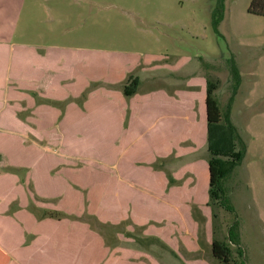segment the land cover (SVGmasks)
I'll list each match as a JSON object with an SVG mask.
<instances>
[{
    "label": "rangeland",
    "instance_id": "rangeland-1",
    "mask_svg": "<svg viewBox=\"0 0 264 264\" xmlns=\"http://www.w3.org/2000/svg\"><path fill=\"white\" fill-rule=\"evenodd\" d=\"M216 1L0 0V41L17 49L19 67L16 71L21 75H28L25 71L28 63L38 64V59L30 58L34 52L55 53L51 50L70 49L71 53L60 54L90 62L96 77L103 74V62L108 65L111 62L123 65L140 62L131 74L139 77L141 92L161 86L184 87L192 76L218 78L221 85L215 96L223 107L230 97L228 61L235 58L242 84L232 111L233 125L246 146V154L229 174L226 184L237 218L222 204L210 203L208 189L200 190L197 179H189L188 173L185 181H194L189 187L194 189L188 190L197 195L184 197L181 181L176 186L179 187L177 200L171 204L176 219L164 215L165 212L161 215L164 207L170 204L169 191L178 184L173 174L178 177L185 174L179 173L182 168L176 173L172 171L178 167L177 162L161 161L160 166L166 165L167 177L172 176L175 183L164 190L165 196L151 197L153 202L144 195L122 192L111 196L109 190H105L106 174L119 173L120 162L122 167L126 162L123 158L126 150H121L118 132L109 131L110 126L106 129L105 114H111L114 109L103 99L90 102V106H96L92 111L86 104L94 91L121 90L129 76L114 87L100 80L94 81L99 86L92 84L93 91L89 95L87 92L76 93V96L64 93L62 100L57 101L58 108L53 106L54 99H46L57 96L49 91H43L42 95L40 91L35 92L31 105L27 98L19 99L16 118L24 121L31 116L32 124L36 119H45L47 124L42 128L47 130L39 132V127L32 125L36 131L20 128L15 133L17 141L40 148H32L31 152L28 149L21 154L18 148L15 150L11 144L0 142L10 154L14 149L13 155L25 158L26 164L30 162L33 168L32 183L25 177L23 169L5 168L25 181L31 197L25 208L17 199L9 213H18L24 208L22 215L42 220L46 211L59 210L66 220L88 225L110 249L119 247L145 253L162 264H185L179 254L184 258L199 256L209 264H215L211 253L213 239L228 241V229L238 220L244 258L242 260L237 248L231 246L236 261L239 264H264V16L249 12L253 0H228L225 19L220 26L222 36H219L212 27ZM3 62L0 59L1 80L6 77L2 74ZM39 88L43 90L47 86L39 84ZM105 105L110 107V112L105 111ZM81 115L88 120L66 127L71 117ZM61 124L65 126L61 127ZM199 142L186 146V151L209 160L212 154L208 143L204 146ZM238 152L239 148H235L232 155L226 145L223 153L215 155L224 173L233 166ZM206 175H209L208 169ZM139 176L144 175L139 173ZM127 200L132 203L126 207ZM152 205L160 211L155 212L149 207ZM144 220L147 225L137 224ZM169 223L176 224V228L169 229L173 234L174 251L149 234L152 226L167 227ZM178 223L183 224L182 231ZM33 237L28 236L31 240ZM75 237V241H79L78 234ZM52 244L57 247V242ZM196 245L200 247L198 252L194 249ZM55 247H48L45 258L59 252L64 256L65 264H69L70 257L75 263L77 246L71 252H67L64 241L62 249ZM99 252L97 260L104 264L107 253L105 250ZM145 262L149 264L148 260ZM78 264H81L80 260Z\"/></svg>",
    "mask_w": 264,
    "mask_h": 264
},
{
    "label": "crops",
    "instance_id": "crops-1",
    "mask_svg": "<svg viewBox=\"0 0 264 264\" xmlns=\"http://www.w3.org/2000/svg\"><path fill=\"white\" fill-rule=\"evenodd\" d=\"M16 52V48L9 47L4 44V41H0V59L4 61L2 74H6L5 80L2 77V81L0 77V142L5 141V143L11 144L14 149L18 148L23 153H26L28 149L31 152L33 147L40 148L20 140L17 141L15 133L18 129L23 128V131L32 132L36 131L32 125H37L39 127L37 131L43 132L47 130L42 128L46 126L47 122L45 119H36V123L32 124L31 116L24 121L17 119L15 112L19 106V99L24 100L27 98L29 105H31L35 92L40 91L39 93L42 95L43 91H49L57 94V96H48L46 99L58 101L62 100L61 96L64 93H71L75 96L76 93H83L97 80L103 81L108 86L117 85L125 81L141 65L140 62H133L132 65L129 62L126 63L127 65L118 64L117 62H111V65H108L107 62H103V74L96 77L95 72L91 71L93 66L90 62L86 63L81 59L73 60L63 55L71 53L70 49H52L51 52L55 53L32 52L33 55L30 58L38 59V64L28 63L27 68L25 67L28 75H21L16 71L19 67L16 63ZM131 69H134V71L130 72ZM173 72H177V70ZM24 83L29 84L24 85ZM39 84L45 85L47 88L41 90ZM94 92L89 104L85 106L88 108L90 102L92 104L96 100L103 99L108 103L107 105L114 109L111 114H105L106 129L107 126H110L109 131L118 132L121 140V150H126L123 154L126 162L123 167L120 162L119 173L116 175L106 174L105 190H109L111 196L120 195L122 192L137 196L144 195L153 202L151 197L166 195L164 190H168L169 180L166 165L159 170L153 169L152 165L158 160L168 164L169 162H173V164L177 162L178 167L172 169V171L176 173L182 168V172L179 173L185 172V174L179 177L173 174L178 184H175L169 191L168 202L170 204L166 205L164 210L161 211V215H163V212L168 213H164V215H168L175 220L176 213L171 204L177 200L175 197L179 187L176 186L180 185L181 181L184 184V197L188 195L191 198L197 195V193L189 191L194 189L189 188L194 182H188L192 177L197 179V187L200 190L203 188L209 190L210 175H206L207 169L209 171L210 167L208 160L197 158L195 152L186 151L185 149L186 146H194L199 141V143L203 142L201 145L204 146H207L208 143L206 78L192 76L184 87L167 88L161 86L143 92L139 89L138 93L130 99H126L121 90L107 89L104 92ZM199 102H201L200 106ZM203 102L205 105H203ZM40 106L43 107L44 105ZM195 106H198L199 109L196 110L197 107ZM94 107L96 106H90L89 111H92ZM110 107L105 105V111L110 112ZM37 116H40V114ZM87 120V117L83 115L78 118L71 117L67 121L66 127L71 126V124L80 125ZM60 126L64 127L65 124ZM143 152H145V155H142ZM11 154L6 150V146L0 143V192L2 194L0 197V246L12 256L15 263L30 264L29 255H33V253L25 247L31 245L35 237L31 240L28 236H32L31 233L40 236L42 233L36 228L43 221L31 216L35 219L32 224L30 218L26 222V218L18 216L16 212L9 213L11 206L17 199V174L6 171L5 168L8 166L13 169H23L25 177L31 183L33 169L30 162L29 165L26 164L25 158H19L16 161L13 155L11 157ZM194 154L195 156L191 157ZM172 155H175V157ZM139 173L144 176H139ZM186 173L189 174L188 181H185ZM208 179L209 182H207ZM129 203H132V201L127 200L125 206L127 207ZM149 207L155 212L160 211L154 209L153 205ZM125 209L126 213L127 208ZM17 217L21 219L20 222ZM106 217L109 218L107 214ZM70 222L73 223L74 221ZM147 223L144 220L137 224L147 225ZM170 224L171 226H169ZM169 225L167 227L152 226L153 228L149 234L174 251L173 234L169 229L176 228V224L173 226V223H169ZM178 228L182 231L184 229L183 224L178 223ZM27 240L28 245H26ZM194 249L197 252L200 251L198 245ZM187 253H189L188 250ZM179 256L185 264H209L199 256H187L186 258L180 254ZM152 258L162 264L158 259Z\"/></svg>",
    "mask_w": 264,
    "mask_h": 264
},
{
    "label": "trees",
    "instance_id": "trees-1",
    "mask_svg": "<svg viewBox=\"0 0 264 264\" xmlns=\"http://www.w3.org/2000/svg\"><path fill=\"white\" fill-rule=\"evenodd\" d=\"M228 0H217L215 8L212 13V27L214 32L222 36L220 32V26L225 19L226 13V3ZM249 12L254 15L264 16V0H253ZM229 67V93L230 97L228 99L227 104L223 107L220 101L216 98L215 93L220 88L221 82L218 78L207 77V96H206V110H207V121H208V146L209 150L212 154V157L208 160L209 162V175H210V185H209V198L210 203L216 204L217 202L222 204L224 207L228 209L231 213L235 214V210L232 206L229 188L227 186L228 176L235 169V166L239 165L245 154H246V146L243 141L240 139L238 134L236 133V128L233 125L232 120V110L235 104L236 96L239 92V89L242 84V77L240 69L237 65L235 58H231L228 61ZM95 85L99 86V84L93 83V87ZM92 86V85H91ZM89 86L87 90L88 95L93 91V87ZM115 85H109V87H114ZM140 87V79L139 77L134 76L133 74L129 75V79L127 83H125L121 87V91L123 92L126 99H130L135 96ZM83 92V93H84ZM86 93V94H87ZM85 101L87 100V96L85 95ZM75 99V98H74ZM50 101V100H49ZM47 101V102H49ZM53 106L57 107V101H52ZM227 145L232 155L235 153V148H239V152L236 156L235 161L233 162V166H231L225 173L222 171V166L219 164L215 155H219V153H223L224 147ZM34 148V147H33ZM16 150V149H15ZM20 154V153H19ZM21 154L23 152L21 151ZM13 155V154H12ZM14 156V155H13ZM16 161L19 160L18 154L14 156ZM162 160H158L155 164L152 165L153 169L159 170L162 168L160 163ZM169 185H173L175 180L172 176H168ZM22 182V183H21ZM25 181L17 176V189L16 195L17 199L21 200V207L28 205L30 202V193L26 186L23 185ZM28 194V197H27ZM2 195V194H1ZM16 199V200H17ZM23 208V209H24ZM62 208V207H61ZM22 209V211H23ZM22 211L17 213L18 216L25 217L26 222L27 219L30 218L32 220V224L35 219L31 217V215H22ZM236 218L237 215L235 214ZM17 220L20 222L21 219ZM42 223L38 224L37 228L42 233L40 236H35L34 233H31L32 236L35 237L34 241L31 245H28V240L26 241L27 250L33 255H29L30 264H65L64 256L57 252L53 256L45 255L47 253L48 247H55L52 243L57 242V247H63V241L65 242V248L67 252H71L72 250L78 249L76 261L74 264H78V261H81V264H101L100 261L97 260L98 252L101 253L104 250L106 251V259L104 260V264H148L145 260L149 261V264H160L158 261L154 260L150 255L140 253L137 251L129 250L126 248H114L110 249L105 245L102 237L93 231L88 225L79 223V222H70L66 220L63 213L59 210H50L46 211L45 217L41 220ZM239 222L236 220L228 229V241H223L220 239H213L211 245V253L212 257L215 261V264H239L233 251L231 250V246L237 248L238 255L244 258V250L241 247V238L239 233ZM69 229L65 233L62 230ZM42 230H45L42 231ZM72 230V231H71ZM61 231V232H60ZM29 232V231H28ZM79 241H75V236H77ZM80 235L85 236L82 238ZM82 243V246L79 244ZM73 243V244H72ZM108 248V249H107ZM50 258V259H49ZM72 257L69 258V264H73ZM0 264H17L13 261L12 256L0 246ZM240 264H244L241 262Z\"/></svg>",
    "mask_w": 264,
    "mask_h": 264
}]
</instances>
